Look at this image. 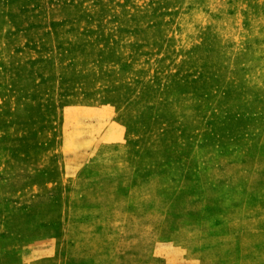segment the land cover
<instances>
[{
    "label": "rangeland",
    "instance_id": "374dc122",
    "mask_svg": "<svg viewBox=\"0 0 264 264\" xmlns=\"http://www.w3.org/2000/svg\"><path fill=\"white\" fill-rule=\"evenodd\" d=\"M251 203L264 0H0V264H262Z\"/></svg>",
    "mask_w": 264,
    "mask_h": 264
},
{
    "label": "crops",
    "instance_id": "0c3cea01",
    "mask_svg": "<svg viewBox=\"0 0 264 264\" xmlns=\"http://www.w3.org/2000/svg\"><path fill=\"white\" fill-rule=\"evenodd\" d=\"M98 147L96 148L94 153H99V148ZM93 162L96 163L97 160H94ZM95 163H92L91 165H94ZM112 177L116 178L115 175L112 176ZM121 178H123L125 180L124 175ZM130 178H131V171L128 169V167H126V185L130 186V182L127 181V179H130ZM116 184L119 185L121 183H116ZM126 185H124V186H126ZM74 198H75L74 202H77V203H80V202L84 201L83 200L84 197H82V196L75 195ZM109 205L110 204H107L106 208H104L103 206H100V207H96L95 209H92L94 206H89L87 208H89L90 211H84L83 210L81 212H83V213L84 212H93V211H96V209L100 210L102 208V210L106 209L107 212L110 213V206ZM80 207H82V206H80ZM236 214H242V216L244 217V220H247L249 218L251 221H255L256 222L254 224L248 225V227L244 226V224L241 226L240 232L241 233L244 232V238L243 237H239L238 238L239 247H243V246L247 245V243H250V245L253 246L256 249H260L261 247H264V225L261 224V220L264 218V209H263V207H261L259 204H255V203L242 204V207H240V208H238L236 210ZM71 231L72 230L68 229L67 222L65 220V222H64V232L60 233L59 241L66 245V243H67V234H71ZM74 232H77V230L75 229ZM243 240H246V242L245 241L243 242V243H245L244 245L242 244ZM173 246L176 247V245H173ZM174 249L177 250V249H179V247L177 246ZM158 251H159V253H155V255L156 256H161V254H160L161 252L160 251H162V250L159 249ZM49 255H50V253H49ZM91 256L94 259L92 254H91ZM73 258L74 257H72V255H70V253H66V251L64 252V250H60V252L57 253V257L54 258L55 259L54 264H56V262H58V264H85V263L89 262V261L86 262L85 260L81 259V261H79V262L76 261V263H74L72 260H75V259H73ZM78 258H82V257H78ZM56 259H57V261H56ZM186 259L188 261L187 264H193V263H196L198 260H200L199 258L189 257V256H187ZM95 262H97V261H95ZM171 263L172 264H181L178 261L177 258H172L171 259ZM197 263L200 264L199 261ZM262 264H264V263H262Z\"/></svg>",
    "mask_w": 264,
    "mask_h": 264
}]
</instances>
